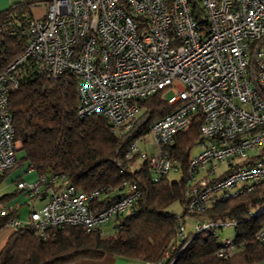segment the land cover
<instances>
[{
  "label": "built area",
  "instance_id": "built-area-1",
  "mask_svg": "<svg viewBox=\"0 0 264 264\" xmlns=\"http://www.w3.org/2000/svg\"><path fill=\"white\" fill-rule=\"evenodd\" d=\"M27 35L25 52L0 74V176L15 167L21 149L8 96L18 89L24 66L52 79L76 75L78 117L101 116L116 133L130 131L142 111L140 102L160 94L174 110L149 130L158 150L141 152L144 137L127 151L128 159L138 154L148 163L156 181L181 173L165 148L200 115L202 151L189 161L184 208L189 216L264 182V0H50L30 19ZM15 186L30 213L7 227L30 226L41 235L66 227L103 235L102 228L112 222L116 231L141 197L135 183L124 182L120 191L101 186L83 192L58 175L19 180ZM39 200L44 205L36 209ZM97 200L108 202L93 207ZM21 207L18 201L0 212L6 216ZM263 213L264 203L249 215ZM234 224L197 218L192 234ZM178 237L183 251L191 240L184 226ZM257 238L264 247V226ZM235 249L234 240L227 239L217 256L230 257ZM167 258L160 264H174Z\"/></svg>",
  "mask_w": 264,
  "mask_h": 264
},
{
  "label": "trees",
  "instance_id": "trees-1",
  "mask_svg": "<svg viewBox=\"0 0 264 264\" xmlns=\"http://www.w3.org/2000/svg\"><path fill=\"white\" fill-rule=\"evenodd\" d=\"M50 0H21L0 12V74L20 57L29 42L27 28L35 9ZM196 19L201 20L200 10ZM206 29V22H200ZM76 75L66 73L58 79L20 69V85L8 96L16 140L20 141L22 156L12 170L0 176V186L12 176L16 185L26 180V174L64 176L77 190L90 192L101 186L120 191L124 182L135 183L141 192L138 206L119 220L113 235L86 233L80 227L48 229L44 235L24 226L9 236L0 252V264H74L82 260H101L107 256L121 257L149 264H160L167 255L174 264H253L264 260V247L257 235L264 226V213L251 217L264 203V182L250 192L237 197L213 201L208 209L193 217L206 222L236 227L235 252L219 258L224 242H218L214 228L197 235L188 234L189 244L179 239V229L188 216L185 211H170L175 203L185 208L190 186L189 161L191 151L200 143V115L192 117L186 131L176 136L173 145L165 150L181 167V177L172 181L169 176L156 181L148 163L140 155L127 158L129 147L148 135L152 125L173 112L156 94L140 102L141 113L134 127L127 132H115L101 116L79 118V99ZM31 170V171H30ZM19 192L0 196L1 207H12ZM117 195L114 196V198ZM93 207H103L106 201H93ZM26 203V202H25ZM19 210L0 212V231L19 218ZM186 228V227H185Z\"/></svg>",
  "mask_w": 264,
  "mask_h": 264
},
{
  "label": "rangeland",
  "instance_id": "rangeland-1",
  "mask_svg": "<svg viewBox=\"0 0 264 264\" xmlns=\"http://www.w3.org/2000/svg\"><path fill=\"white\" fill-rule=\"evenodd\" d=\"M21 0H8V3L10 4L9 7H11L13 4H16L18 2H20ZM42 7H39L37 9H35V14L36 15H41L42 14ZM139 149L141 152L145 153L146 151L148 153H154L158 150L156 144H155V138L154 135L152 133L148 134L145 136V139L143 141L139 142ZM200 151H202V148L200 146H196L193 148V150L191 151V156L194 157L196 155H198L200 153ZM22 156V152H18V157L20 158ZM226 170V166L222 165L220 168V171L222 173H224ZM18 172H15L13 175L17 174ZM12 175V176H13ZM203 175V173L201 172L200 174L196 175V178L199 179L201 178V176ZM12 176L8 179H6L2 185L0 186V196L6 193H14L16 190V186L15 184L11 181L12 180ZM29 176V178H27ZM170 179L172 181H176L179 180L181 177V173H176L173 175L169 176ZM33 178V179H31ZM36 179L35 174H26V180L33 182ZM16 198V197H15ZM30 205H28L27 207L22 206L21 209L19 210V215L21 214V216H23V214H25L24 216H28L30 213ZM170 211L176 213V214H182L184 211V208L178 204L175 203L174 205H172L170 207ZM197 222V218L193 217V216H187L184 220V227H186V231H187V236L190 232H193V227ZM113 224L110 223V225H106L102 228L103 231V236H110L113 235L114 231L112 229ZM236 237V227L235 225H229L224 227L222 230L219 229L218 231V242L219 243H223L226 239H234Z\"/></svg>",
  "mask_w": 264,
  "mask_h": 264
},
{
  "label": "crops",
  "instance_id": "crops-1",
  "mask_svg": "<svg viewBox=\"0 0 264 264\" xmlns=\"http://www.w3.org/2000/svg\"><path fill=\"white\" fill-rule=\"evenodd\" d=\"M9 6H10V4L8 3V0H0V12L5 11L6 9H8ZM27 178H29V176ZM31 179H33V178H31ZM25 181L30 182L28 180H25ZM13 201H15V202L19 201L22 204V206L27 207V205L25 203L26 200L24 199V196L22 194H19ZM43 205H44V201L43 200H39L36 203L35 208L36 209H40ZM25 214H27V213H25ZM25 214H23V216H21V214H20L19 218L22 219V220H26L28 216L27 217L24 216ZM111 224H114V223L112 222ZM112 228H113V226H112ZM12 233H13V230L8 228V227L3 229L2 231H0V252L3 249V247L5 246L9 236ZM190 233H192V232H190ZM74 264H149V263H143V262L129 260V259L121 258V257L107 256V257H104L103 259L98 260V261H95V260H82V261H78V262H76ZM253 264H264V260H262L260 262L253 263Z\"/></svg>",
  "mask_w": 264,
  "mask_h": 264
}]
</instances>
